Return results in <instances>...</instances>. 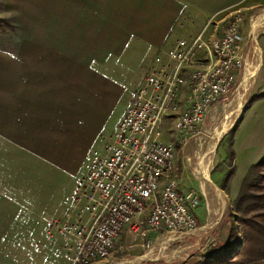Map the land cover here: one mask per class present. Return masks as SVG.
I'll list each match as a JSON object with an SVG mask.
<instances>
[{
    "label": "crops",
    "instance_id": "crops-1",
    "mask_svg": "<svg viewBox=\"0 0 264 264\" xmlns=\"http://www.w3.org/2000/svg\"><path fill=\"white\" fill-rule=\"evenodd\" d=\"M4 1L1 17L13 16L18 27L12 49L0 47V264H44L48 222L69 212L87 157L116 133L156 53L192 40L213 17L223 27L233 12L262 10L264 0ZM248 108L234 141V201L264 157V138L240 137L248 121L264 123V98ZM164 126L161 141L170 143ZM190 166L184 159L181 191L202 194L200 230L218 232L213 246L225 242L231 226L222 215L214 229L212 184L200 183ZM234 226L242 240L236 219Z\"/></svg>",
    "mask_w": 264,
    "mask_h": 264
},
{
    "label": "built area",
    "instance_id": "built-area-1",
    "mask_svg": "<svg viewBox=\"0 0 264 264\" xmlns=\"http://www.w3.org/2000/svg\"><path fill=\"white\" fill-rule=\"evenodd\" d=\"M215 19L192 40L178 39L155 56L116 133L87 157L69 212L48 227L50 236L66 237L70 264L109 259L127 229L148 227L172 240L198 230L200 196L194 189L181 191L175 146L161 136L170 120L176 142L188 145L250 65L246 18L231 13L221 33Z\"/></svg>",
    "mask_w": 264,
    "mask_h": 264
},
{
    "label": "rangeland",
    "instance_id": "rangeland-1",
    "mask_svg": "<svg viewBox=\"0 0 264 264\" xmlns=\"http://www.w3.org/2000/svg\"><path fill=\"white\" fill-rule=\"evenodd\" d=\"M4 2V0H0V19L6 20L8 23H10L11 27H14L15 30H12L11 28L7 30V34H0V47L10 46V49H12L11 46H14V40L18 26L16 24V19L13 16L6 18L1 17V13L4 12ZM242 15L244 18H246L244 34L247 36L248 32L251 33L247 39L246 48V51L250 50L251 62L250 65H247L246 67L247 72L238 76L237 83L232 93L226 99L219 101L211 108L204 120V123L199 127L202 133H199V135L192 138L188 145H182L176 142L175 136L173 135V132H171V121L167 120L164 122V124H168L167 132L171 135L170 143L175 146V166L177 161V171H175V175L178 178L181 176L182 163L185 159L191 164L190 172L194 173L195 177L199 179L200 183L206 182L208 185L212 184L213 188H210L207 196H211V198L214 199V210H217L218 212L217 217H214L215 220H218V223L214 229H218L220 227L219 225L222 223V215H224L225 221L229 210L232 212V216L229 218L232 223H234L235 219L239 216L234 211V208H231L234 203V198L232 197L231 192L228 193V189L230 188L231 183H233L232 181H234L237 171L234 164L236 156L232 161L230 154L232 151H234V141L236 139L237 131L240 129L241 122L244 120L249 109L247 107L249 100L257 93L264 92V19L259 20V18L264 15V9L250 14L243 13ZM226 18L227 16L224 17V20ZM222 25L223 27H218V33L219 31L221 33V30L219 29L224 28L225 22H223ZM168 46L169 44L167 47ZM164 49L165 48L162 47L156 53V55ZM258 65L260 67L258 68L259 70L257 71L255 77L251 79L248 82L246 88H244L241 84L245 80L248 69H254ZM146 77L144 78V81ZM144 81L142 85L144 84ZM186 95L187 93L183 97V100L186 99ZM239 110L240 116L236 117ZM227 120L233 124L218 138V134L222 132L221 128ZM164 127L165 126L163 125V131ZM255 127L256 123L254 121H248L242 128V135L240 137L243 139L245 137L248 140L256 139L253 141V143H258L264 138V123L256 128ZM212 146H214V149L210 152ZM99 148H101V143L95 150H98ZM176 155L178 157L177 160ZM201 161H205L206 164L210 165V174L208 179H206L200 171L201 168L200 170L198 168V164H200ZM232 168L234 170H232ZM230 171H235V173L226 184L224 179ZM214 186H216L220 191L218 192ZM218 193L223 195L225 200L224 205L221 198L218 197ZM200 204L201 208H205V210H207L206 203L203 201V198L202 203L200 201ZM206 213L208 212L206 211ZM65 216L63 218L57 219H64ZM232 217L234 218L232 219ZM54 220L56 219L50 220L48 222L45 238V244L47 245V248L51 250V254L47 255V257H44L43 255L41 256V259L44 258V264H70L73 257L71 252L73 251L67 252L69 250H65V248V251L63 250V246H65L66 243V237L62 233H58L54 236H50L49 234L48 227ZM204 225H202V227ZM200 226L201 224H199L198 220L199 230L197 233L186 238H181L180 240H172L173 238H171L170 241H167L170 239L167 238V234L151 230L148 227H143L138 231L127 229L123 234L122 240L113 251L111 257L105 261L96 262L94 264H153L157 262H161L163 264L195 263L197 257H199L207 247L210 248L213 246V239H211V237L218 233L216 230L204 232L202 229L200 230V228H202ZM61 239H64L62 244ZM205 253L206 252H204V254ZM146 255H149V257H145Z\"/></svg>",
    "mask_w": 264,
    "mask_h": 264
},
{
    "label": "trees",
    "instance_id": "trees-1",
    "mask_svg": "<svg viewBox=\"0 0 264 264\" xmlns=\"http://www.w3.org/2000/svg\"><path fill=\"white\" fill-rule=\"evenodd\" d=\"M11 28L15 30L6 20L0 19V34H7V30ZM263 98L264 92L254 95L247 107ZM234 157L235 154L232 151L230 154L232 161ZM234 173L235 171H230L226 175L224 179L226 184ZM233 208L239 215L236 220L240 224L242 240L236 233L234 223L229 219L232 216L229 210L224 221L231 226L227 240L210 247L198 264H250L264 261V157L249 172L233 203ZM238 248H240L239 251H237Z\"/></svg>",
    "mask_w": 264,
    "mask_h": 264
},
{
    "label": "bare ground",
    "instance_id": "bare-ground-1",
    "mask_svg": "<svg viewBox=\"0 0 264 264\" xmlns=\"http://www.w3.org/2000/svg\"><path fill=\"white\" fill-rule=\"evenodd\" d=\"M260 19H264V15L262 16V17H260L259 18V20ZM255 22V21H254ZM259 25V24H258ZM255 26V25H254ZM254 28V27H253ZM260 66L258 65L257 67H255L254 69H248V73L246 74V77H245V80L242 82V86L244 87V88H246V86L248 85V82L251 80V79H253L254 77H255V75H256V73H257V71L259 70L258 68H259ZM247 72V71H246ZM253 84V83H252ZM252 87V86H251ZM249 90V89H248ZM249 92V91H248ZM247 92V93H248ZM246 93V94H247ZM245 94V95H246ZM249 95V94H248ZM238 99V98H237ZM246 101V100H245ZM241 103V102H240ZM245 106V105H244ZM240 116V110H239V112H238V114H237V116L236 117H239ZM225 122V121H224ZM233 123L231 122L230 123V121H226L224 124H223V126H222V132H220L219 134H218V138L222 135V133L225 131V130H227L231 125H232ZM218 133V132H217ZM216 136V135H215ZM214 149V146H212L211 147V149H210V152L212 151ZM211 154V153H210ZM210 156V155H209ZM201 158V157H200ZM207 158V157H206ZM211 159V158H210ZM212 164V163H211ZM213 165V164H212ZM199 166H200V168H201V170L200 171H202V173H203V175L205 176V178L206 179H208V177H209V172H210V165H208V164H206L205 163V161H201L200 162V164H199ZM218 191V190H217ZM216 191V192H217ZM219 195H221V194H219ZM220 197V196H219ZM215 214V213H214ZM208 225V224H207ZM216 226V225H215ZM205 229V228H204ZM199 230V229H198ZM198 230L196 231V233L198 232ZM171 240V238L170 239H168L167 241H170ZM145 257H149V255H146ZM139 261V260H138Z\"/></svg>",
    "mask_w": 264,
    "mask_h": 264
}]
</instances>
